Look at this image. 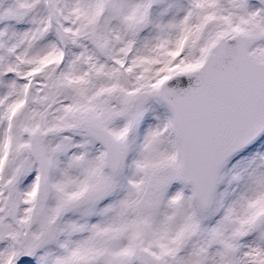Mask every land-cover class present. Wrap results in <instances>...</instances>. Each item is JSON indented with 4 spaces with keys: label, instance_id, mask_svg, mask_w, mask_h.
<instances>
[{
    "label": "snow or ice",
    "instance_id": "obj_1",
    "mask_svg": "<svg viewBox=\"0 0 264 264\" xmlns=\"http://www.w3.org/2000/svg\"><path fill=\"white\" fill-rule=\"evenodd\" d=\"M0 264H264V0H0Z\"/></svg>",
    "mask_w": 264,
    "mask_h": 264
}]
</instances>
